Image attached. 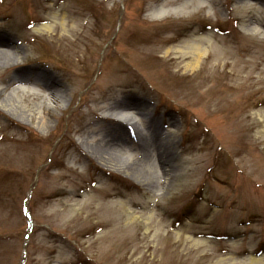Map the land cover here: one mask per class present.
I'll use <instances>...</instances> for the list:
<instances>
[{"label":"rangeland","instance_id":"374dc122","mask_svg":"<svg viewBox=\"0 0 264 264\" xmlns=\"http://www.w3.org/2000/svg\"><path fill=\"white\" fill-rule=\"evenodd\" d=\"M202 38L195 71L168 59ZM152 135L183 174L160 197L96 159ZM263 256L264 0H0V264Z\"/></svg>","mask_w":264,"mask_h":264},{"label":"bare ground","instance_id":"6f19581e","mask_svg":"<svg viewBox=\"0 0 264 264\" xmlns=\"http://www.w3.org/2000/svg\"><path fill=\"white\" fill-rule=\"evenodd\" d=\"M201 7H206L204 4L200 3ZM208 7H206L207 9ZM252 27V26H250ZM250 31L255 32V28H250ZM205 39H199L197 43H190L185 44L182 49H179L175 54L176 56L172 57L171 53L168 52V59L171 61H174L175 64H178L182 61H189L185 67L186 70L195 71V68L197 65L204 59H206L207 56V49L203 48V44L205 43ZM10 57L16 56L14 53H11L9 51L6 52ZM226 54L225 52L222 53V59H225ZM208 72V70H206ZM205 72L206 74L203 75L201 79H199V87H202L204 85H207L210 81L211 73ZM51 89V87H50ZM58 92V91H56ZM52 96L54 99L59 100L61 96H59L57 93H52ZM131 108H119L118 110L114 107H111L109 110L112 112L111 116H114L115 118H118L119 124H124L127 126V124L136 125V116L132 112H130ZM135 111V109H132ZM49 112V108H47V102H44L43 112ZM137 114V113H136ZM113 117V118H114ZM42 127L48 126L47 122H44V118L40 117ZM144 146L145 152L142 155H137V150L134 152L133 156L135 157V160H123L118 161L115 159H118L114 157L111 154L107 155H100L99 157H95L92 153V156H94L101 164L104 165V167L110 166V169H114L117 172L123 173L126 176H131L134 178L135 182L138 185L145 186L149 190L150 193H153L155 196H161V194H165L167 190H170L171 181H174L177 177H181L183 174L182 172H179L176 170V166L174 165L173 159L174 156H176V143L171 142L170 135H166L164 137H160V139H154V136H151L150 141L142 140L140 143V147ZM154 157H156L154 159ZM157 164V165H156ZM156 166V167H155ZM134 167V168H132ZM163 168L164 171L161 174H157L155 172V168ZM162 170V169H161ZM116 172V173H117ZM154 173V174H153ZM152 180H157L159 178L162 179L163 183L165 184V187L163 189H160L156 182H153L152 180L149 181L150 178ZM171 180V181H170ZM170 181V182H169ZM163 191V192H162ZM117 201L119 204H123L125 202L126 198L123 196L117 197ZM105 201V200H104ZM135 207H144L145 203H143L142 200L138 201L134 205ZM145 209V208H144ZM154 212V211H153ZM157 215L152 213L150 215V219H154ZM132 217L136 218L137 215L132 213ZM251 263H259L264 262V256L263 257H251L250 258Z\"/></svg>","mask_w":264,"mask_h":264}]
</instances>
